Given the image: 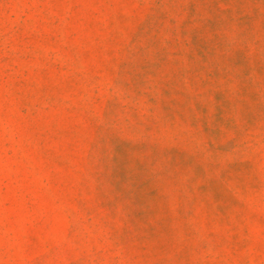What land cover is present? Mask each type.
Listing matches in <instances>:
<instances>
[{
    "label": "rangeland",
    "instance_id": "rangeland-1",
    "mask_svg": "<svg viewBox=\"0 0 264 264\" xmlns=\"http://www.w3.org/2000/svg\"><path fill=\"white\" fill-rule=\"evenodd\" d=\"M0 264H264V0H0Z\"/></svg>",
    "mask_w": 264,
    "mask_h": 264
}]
</instances>
